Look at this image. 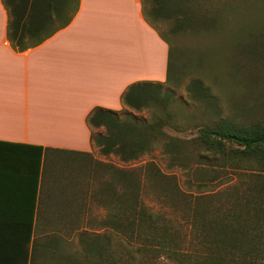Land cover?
Instances as JSON below:
<instances>
[{"label":"trees","instance_id":"trees-1","mask_svg":"<svg viewBox=\"0 0 264 264\" xmlns=\"http://www.w3.org/2000/svg\"><path fill=\"white\" fill-rule=\"evenodd\" d=\"M213 1L140 0L143 19L149 26L154 28L151 21L170 19L173 32L191 24L213 31L221 27L222 16L240 12L244 6L239 0L218 6ZM1 2L7 13V40L16 52L38 46L68 26L79 8V0ZM177 64L169 46L164 83L130 85L121 96V111L93 108L86 118L92 146L102 156H114L124 165L159 149L186 171L184 185L188 189L197 193L203 190L206 195L213 194L214 181L221 179L217 185L226 184L227 174H243L246 179L223 193V200L218 201L223 210H213L211 196L187 194L153 163L137 169L107 166L109 179L102 184L101 192L105 187L110 209L101 224L110 236L118 237L119 257L107 239L81 233L84 264H264V123H237L221 117L217 100L202 82L194 80L186 91L191 100L201 103L204 120L188 139L170 135L167 129H175V114L170 110L174 92L164 85L179 86ZM235 70L240 71L237 66ZM126 110L131 113L123 117ZM142 111L150 116L139 119L132 114ZM35 150L36 182L42 148ZM187 156L196 158L194 167L182 166ZM146 186L163 195L174 214H181L195 240L202 237L196 242L204 248V254L186 252L183 226L170 216L148 209L142 200Z\"/></svg>","mask_w":264,"mask_h":264},{"label":"crops","instance_id":"crops-1","mask_svg":"<svg viewBox=\"0 0 264 264\" xmlns=\"http://www.w3.org/2000/svg\"><path fill=\"white\" fill-rule=\"evenodd\" d=\"M6 28L0 0V264H73L74 230L108 198L86 118L121 111L134 83H164L169 46L140 0H79L68 26L23 52Z\"/></svg>","mask_w":264,"mask_h":264},{"label":"rangeland","instance_id":"rangeland-1","mask_svg":"<svg viewBox=\"0 0 264 264\" xmlns=\"http://www.w3.org/2000/svg\"><path fill=\"white\" fill-rule=\"evenodd\" d=\"M233 3L237 0H214L217 6L223 2ZM244 3L240 12L234 11L222 16L221 27L215 30L197 28L191 24L183 30L173 32V20L151 21L154 29L166 38L169 46L173 49V60L175 54L177 58V68L175 75L180 79L179 86L164 85V88L174 92V100L170 103V110L175 114V129L168 128L167 131L172 136L188 139L196 134V126L204 120V109L201 103L191 100L188 97L186 87L191 81L197 80L203 83L211 96L217 100L219 114L221 117L231 119L237 123H264V0H239ZM219 25V24H218ZM215 28V27H213ZM240 43V44H239ZM235 66L240 71L235 70ZM131 111H124L123 117ZM139 119L150 116L149 112L132 113ZM102 131L103 130H99ZM96 132V131H95ZM94 155L99 158L104 165L102 170L108 182L109 168H139L147 163H153L165 178L173 179L187 194L195 193L198 196H211L212 208L223 210L218 205V201L223 200V193L229 186L240 184L241 179L246 176L238 173L227 174L226 184H219L223 180L214 181L215 188L212 195H206L203 190L193 191L185 184L186 171L170 160L169 155L156 149L152 153L143 156L131 164L124 165L114 156H102L97 152ZM188 160L184 164L194 167L196 158L187 156ZM100 171V169H99ZM118 192V189H116ZM142 200L152 212H158L170 216L183 226L186 234L185 250L189 254H204L196 240L201 241L199 235L196 240L191 236L186 220L181 218V214L176 215L169 207V203L163 195H158L153 188L145 187L142 193ZM106 204H93L90 206L89 226L84 229L74 230L73 243V264L74 262L84 264V244L80 243L81 233L89 236H102L107 239L111 250L119 257L120 241L118 237L109 235V230L103 229L101 224L109 212ZM86 218V217H84ZM196 236V235H195Z\"/></svg>","mask_w":264,"mask_h":264}]
</instances>
